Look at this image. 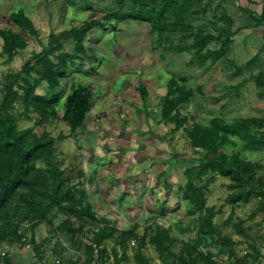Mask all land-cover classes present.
<instances>
[{"label": "trees", "instance_id": "16d2710c", "mask_svg": "<svg viewBox=\"0 0 264 264\" xmlns=\"http://www.w3.org/2000/svg\"><path fill=\"white\" fill-rule=\"evenodd\" d=\"M65 1L72 5L83 3L85 9H93L89 0ZM218 1L213 8L214 0H113L114 6L109 7L105 15H91L78 26L53 31L47 41L40 38L39 30L24 7L9 14L11 26L0 27L3 63L11 64L27 49L31 38L39 42L41 50L33 51L19 70H10L0 78V264H30L27 260L17 263L9 251L3 252L15 244L32 248L39 264L106 263L110 258L107 242H113L112 264L129 260L127 252L132 243L137 264H157L144 252L149 246L159 255L167 253L171 264H219L221 258L224 264H260L264 255L255 242L248 243L247 251L239 254L238 247L242 243L256 239L245 230V221L233 223L234 212H231L224 224L218 225L215 219L222 214V209L209 206L208 195L219 177L228 179L230 193L225 204L234 208L256 202L251 217L261 214L264 223V165L244 155L246 152L264 153V116L229 118L223 112L199 120L195 115L183 114V108L197 93H204L201 86L188 87L185 77L175 73L167 81L165 95L158 100L160 121L152 116L148 105H144L147 125L153 119L159 125L173 126L172 134L183 130L196 154L189 159L173 155L165 160L170 165L179 161L181 166H186L183 172L186 181L178 185L176 193L185 203L187 215L191 216L188 226L173 221L168 228L148 226L141 233L138 224L120 229L118 220L101 217L92 205L86 184L93 179L87 178L82 170L77 176L73 171L67 173L63 169L65 161L58 156L57 141L76 137L78 130L86 127L97 93L96 88L79 82H74L67 91L65 82L72 74L86 72V68L89 73L98 74L95 64L99 58L87 41L106 28L118 32V23H146L152 48L158 52L190 54V67L203 69L232 63V77H244L237 85L229 87L231 98H240L242 88L250 81L258 89L257 96L264 98V68H261L264 44L243 64L230 58L239 31L262 27L264 35V0L260 13L248 7L240 8L246 16L236 29L235 19L225 6L231 0ZM210 12L213 19L208 18ZM137 90L146 103L150 93L145 83L139 82ZM22 120H35L34 127L21 128ZM58 121L68 125L69 134L55 138L47 126ZM36 127L41 128L39 133ZM148 134H153L152 129ZM79 179L83 181L80 183ZM156 179L157 185L167 192L173 188L165 171L159 172ZM76 181L83 189H77ZM167 203L159 201L157 213L151 218H165ZM61 214L66 218L56 224ZM43 224L47 225L49 233L39 241L37 230ZM88 226L93 227L94 232L91 242L86 244L77 237L84 235ZM228 227H233L240 241L235 242L225 235ZM176 232L196 236L184 240ZM59 233L67 236L75 248L83 250L84 261L63 257L65 249L60 250L61 245L53 243ZM51 245L53 259H48L45 249ZM178 245L181 247L175 252Z\"/></svg>", "mask_w": 264, "mask_h": 264}, {"label": "rangeland", "instance_id": "374dc122", "mask_svg": "<svg viewBox=\"0 0 264 264\" xmlns=\"http://www.w3.org/2000/svg\"><path fill=\"white\" fill-rule=\"evenodd\" d=\"M218 3V0H214L212 7L215 8ZM89 5L93 9H85L83 3L72 5L65 0H0V27L11 26L9 14L24 7L39 30L40 38L47 41L48 35L53 31L59 32L78 26L91 15H105L107 9L113 7L114 3L113 0H89ZM225 6L229 15L235 19L236 29L246 16L240 8L248 7L260 13L262 0H257L254 4L248 3L247 0H231ZM208 18L213 19L211 12ZM117 27L119 31L116 33L106 28L87 41L99 58L95 64L98 74H91L86 68V72L72 74L69 81L65 82L67 91L74 82H79L96 88L97 93L86 127L78 130L76 137L57 141L58 156L65 161L63 169H66L67 173L73 171L77 176L78 171L82 170L87 174V178L93 179L86 184L92 205L101 217L118 220L120 229L126 230L130 225L138 224L141 233L143 228L148 226L168 228L173 221H181L184 226H188L192 221L191 216L187 215L185 203L176 193L178 185H183L186 181L183 173L186 166H181L179 161L170 165L165 160L173 155H177L178 159H189L196 154L183 130L172 134L170 131L173 126L159 125L153 119L149 120L150 126L147 125L142 108L145 104L148 105L152 116L160 121L158 100L165 95L167 81L174 73L184 76L188 87L203 88L204 96L197 93L182 110L183 114L195 115L199 120H207L223 112L229 118L264 116V98L257 96L258 89L253 81L242 88L240 98H231L229 87L237 85L244 77H232L234 70L232 63H219L203 69L190 67L188 62L191 55L188 53L155 51L152 48L150 28L146 23L127 21L118 23ZM234 40L236 44L231 50L230 58H235L238 64H243L264 44L263 28L241 30ZM1 46L0 39V50ZM40 50L39 42L31 38L27 49L20 52L11 64L5 65L4 60L0 59V78L10 70H19L33 51ZM261 68H264V64ZM139 82H144L150 93L146 103L137 90ZM216 98L219 100L213 101ZM224 104L227 105L225 109L222 108ZM34 122L35 120H22L20 127L23 129L34 127ZM150 129L153 132L151 135L148 134ZM47 130L55 138L60 134H69L68 125L59 121L48 125ZM35 131L39 133L41 128L36 127ZM244 155L264 165V153L246 152ZM161 171L167 173L168 179L173 184L169 192L161 185H157L156 177ZM78 181L81 183L83 180ZM78 181L75 183L77 189H83L84 186L79 185ZM229 183L228 179L219 177L211 186L208 205L222 209V214L215 219V222L223 225L231 212H234L233 223L245 221V230L256 238L254 241L242 243L238 247L239 254L243 255L247 251L248 243L255 242L264 255L262 215L251 217L256 209V202L234 208L226 205L225 199L230 193ZM159 201H168L167 215L165 218L158 216L151 218L157 213ZM65 218L66 216L61 214L56 224ZM74 223L77 227V222ZM93 230V227L88 226L86 233L78 236L77 240L89 244L93 238ZM48 233L49 228L43 224L37 230L38 240L45 239ZM176 234L184 240L196 236L192 234L187 237L180 235L179 232ZM225 235L230 236L235 242L240 241L233 227L226 228ZM66 237L59 233L53 240L54 244L61 245L60 250L65 249L63 257L74 261L81 258L84 261L83 250L80 251L79 247L75 248ZM107 247L110 258L106 263L98 261L99 264H112L114 261L113 242H107ZM134 247L132 243L131 249L127 252L129 260L123 264H137ZM180 247L178 245L174 251L177 252ZM52 249L53 245L45 249L48 259H53ZM7 251L17 263L27 260L30 264H39L32 248H21L19 244H15L11 249L3 250V252ZM144 252L157 264L172 263L167 253L159 255L152 246ZM221 259L218 263L224 264L225 260ZM260 264H264V257Z\"/></svg>", "mask_w": 264, "mask_h": 264}]
</instances>
